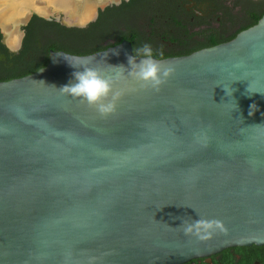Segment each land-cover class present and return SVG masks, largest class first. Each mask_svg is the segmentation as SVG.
<instances>
[{"label": "water", "instance_id": "obj_1", "mask_svg": "<svg viewBox=\"0 0 264 264\" xmlns=\"http://www.w3.org/2000/svg\"><path fill=\"white\" fill-rule=\"evenodd\" d=\"M21 2L0 0L12 50L34 15L85 27L107 4ZM63 55L114 79V114L60 92L83 71ZM133 55L128 41L51 52L46 67L0 82V264H212L264 247V16L230 42L163 59L174 74L159 91L128 75ZM197 220L223 229H199L211 233L202 240L185 231Z\"/></svg>", "mask_w": 264, "mask_h": 264}, {"label": "flooded vegetation", "instance_id": "obj_2", "mask_svg": "<svg viewBox=\"0 0 264 264\" xmlns=\"http://www.w3.org/2000/svg\"><path fill=\"white\" fill-rule=\"evenodd\" d=\"M99 1L107 4L98 9L97 19L85 27L65 26L62 24L63 16L60 20L34 15L22 28L25 36L17 50L6 44L0 31V82L33 74L32 70L40 64H48L51 52L87 56L83 54L93 51L94 47L85 44L79 48V39L85 43L96 42L101 48L97 52L128 41L138 57L136 50L148 43L157 58L163 52L162 58L168 59L211 48L195 51L208 46L212 37L222 42L220 44L230 42L232 40H227L244 31L255 17L264 16V0ZM25 6L34 9L33 4ZM254 264H259V261Z\"/></svg>", "mask_w": 264, "mask_h": 264}, {"label": "clouds", "instance_id": "obj_3", "mask_svg": "<svg viewBox=\"0 0 264 264\" xmlns=\"http://www.w3.org/2000/svg\"><path fill=\"white\" fill-rule=\"evenodd\" d=\"M141 58L136 55L128 57V63L131 66L129 76L138 81L143 88H151L159 91L160 87L164 85L168 79L174 74V68L164 67L166 61L163 60V52L159 53V57L154 53L150 44L145 43L136 50ZM64 56V55H63ZM70 64L75 68H83V71H76L73 73L74 82L60 88V92L71 98L79 99L81 103H86L88 107L94 108L101 117L114 114L117 103L122 96L120 91L115 90V81L111 76L103 75L99 70L87 67L84 65H77L71 62L64 56ZM139 60V63L136 61ZM120 68H123L121 66ZM250 93V86L247 89ZM264 94V93H262ZM252 110L256 105L253 104ZM250 112L249 115H252ZM213 227L223 229V225L219 221H200L197 220L193 224L185 228L186 232H192L193 228L197 230V235L200 239L210 238L208 235H200L199 229L203 228L205 231Z\"/></svg>", "mask_w": 264, "mask_h": 264}, {"label": "trees", "instance_id": "obj_4", "mask_svg": "<svg viewBox=\"0 0 264 264\" xmlns=\"http://www.w3.org/2000/svg\"><path fill=\"white\" fill-rule=\"evenodd\" d=\"M260 19H261L260 16L255 17V21L252 24H250L249 26L245 27L243 30L248 29V28L256 25ZM236 36H237V34L232 36L227 41L233 40ZM77 42H78L77 46L79 48H82V46H84L85 44H87V45L89 44L90 46L94 47L93 51L88 50L83 55H91V54L96 53L97 51H99L101 49L99 46L96 45V42H94V41L93 42L86 41V43H85V42H83L82 39L81 40L79 39ZM220 43H222V42H220L216 37H212L209 40L208 46H204L202 48H197V49H195V51L206 48V47H214ZM46 66H47V62H45L44 64H40V66L38 68L32 70V72L35 73L39 70V68L46 67ZM211 259H212V264H254L255 261H259V264H264V247L253 246L250 248L230 249V250L224 251L223 253H221L217 256L212 257ZM189 264H208V263L206 262L205 259H201V260H195Z\"/></svg>", "mask_w": 264, "mask_h": 264}, {"label": "rangeland", "instance_id": "obj_5", "mask_svg": "<svg viewBox=\"0 0 264 264\" xmlns=\"http://www.w3.org/2000/svg\"><path fill=\"white\" fill-rule=\"evenodd\" d=\"M22 2L20 1V3H19V9L20 10H22V4H21ZM26 4H33V2H29V0H23V6L26 8V9H29V10H32V8L31 7H26L25 5ZM16 21V20H15ZM15 41V40H14Z\"/></svg>", "mask_w": 264, "mask_h": 264}, {"label": "bare ground", "instance_id": "obj_6", "mask_svg": "<svg viewBox=\"0 0 264 264\" xmlns=\"http://www.w3.org/2000/svg\"><path fill=\"white\" fill-rule=\"evenodd\" d=\"M29 1H30V2H33L34 0H29ZM50 1H52V0H50ZM7 7H9V5H7ZM9 8H10V7H9ZM16 10H20V9H19V6H17V5H16ZM32 10H33V9H32ZM14 14H15V13H14ZM16 20H18V19H16ZM9 21H11V22L14 23V22H15V19L12 20V18H11V19H9Z\"/></svg>", "mask_w": 264, "mask_h": 264}]
</instances>
